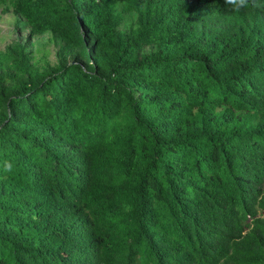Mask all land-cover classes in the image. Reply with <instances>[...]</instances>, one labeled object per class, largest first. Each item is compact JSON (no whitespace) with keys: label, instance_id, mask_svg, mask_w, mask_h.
Returning <instances> with one entry per match:
<instances>
[{"label":"trees","instance_id":"obj_1","mask_svg":"<svg viewBox=\"0 0 264 264\" xmlns=\"http://www.w3.org/2000/svg\"><path fill=\"white\" fill-rule=\"evenodd\" d=\"M0 7V264H264V0Z\"/></svg>","mask_w":264,"mask_h":264},{"label":"rangeland","instance_id":"obj_2","mask_svg":"<svg viewBox=\"0 0 264 264\" xmlns=\"http://www.w3.org/2000/svg\"><path fill=\"white\" fill-rule=\"evenodd\" d=\"M133 20V15H128L126 24ZM29 28L25 21L13 9L3 11L0 7V51H8L10 45L16 42H27ZM58 38L47 31L34 36L28 42V50H31L33 61L37 64L56 63L60 47Z\"/></svg>","mask_w":264,"mask_h":264},{"label":"clouds","instance_id":"obj_3","mask_svg":"<svg viewBox=\"0 0 264 264\" xmlns=\"http://www.w3.org/2000/svg\"><path fill=\"white\" fill-rule=\"evenodd\" d=\"M225 3L232 6V10L239 12L244 8L248 7L249 0H225ZM7 171H11V165H5Z\"/></svg>","mask_w":264,"mask_h":264}]
</instances>
